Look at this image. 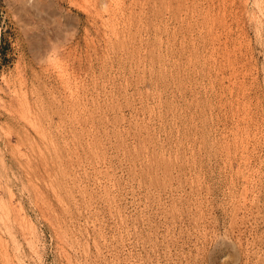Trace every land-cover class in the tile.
Returning a JSON list of instances; mask_svg holds the SVG:
<instances>
[{
	"label": "rangeland",
	"instance_id": "1",
	"mask_svg": "<svg viewBox=\"0 0 264 264\" xmlns=\"http://www.w3.org/2000/svg\"><path fill=\"white\" fill-rule=\"evenodd\" d=\"M221 237L264 264V0H0V264Z\"/></svg>",
	"mask_w": 264,
	"mask_h": 264
},
{
	"label": "bare ground",
	"instance_id": "2",
	"mask_svg": "<svg viewBox=\"0 0 264 264\" xmlns=\"http://www.w3.org/2000/svg\"><path fill=\"white\" fill-rule=\"evenodd\" d=\"M101 8H103V7H101ZM220 240L219 241L222 242L223 244H221L219 241L217 243H219V244H221L223 246H224V243H226L230 247L231 252H232V262L234 264H236L237 258H239V256L237 255L238 248L236 247V244L234 242L230 241V238L227 239V238H224V237L222 238L221 237ZM228 250H229V248H228Z\"/></svg>",
	"mask_w": 264,
	"mask_h": 264
}]
</instances>
